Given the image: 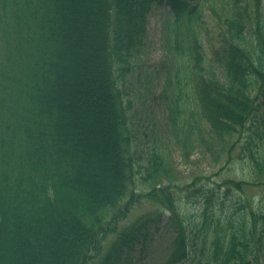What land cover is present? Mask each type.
Returning <instances> with one entry per match:
<instances>
[{"label":"trees","instance_id":"trees-1","mask_svg":"<svg viewBox=\"0 0 264 264\" xmlns=\"http://www.w3.org/2000/svg\"><path fill=\"white\" fill-rule=\"evenodd\" d=\"M87 1L0 0V264H117L129 241L101 255L102 243L140 198L169 211L176 233L170 263L192 256L191 264H258L264 187L256 198L245 187L264 186L263 0H212L210 30L191 0H158L168 7V144L185 161L197 149L215 161L226 156V164L236 155L253 178L197 189L189 196L202 200L200 214L178 210L170 188L159 186L170 179L168 141L155 139L143 163L133 154L126 78L148 0ZM141 72L147 81L157 74L152 66ZM83 118L92 124L81 125ZM137 182L153 186L138 194ZM226 204L227 229L248 223L249 240L221 233L214 214Z\"/></svg>","mask_w":264,"mask_h":264},{"label":"rangeland","instance_id":"rangeland-1","mask_svg":"<svg viewBox=\"0 0 264 264\" xmlns=\"http://www.w3.org/2000/svg\"><path fill=\"white\" fill-rule=\"evenodd\" d=\"M208 1L193 0V3H200L203 9L204 26L210 27L215 23V19L210 16ZM252 3V0H248ZM94 0H88V6L93 5ZM262 18H264V0L262 1ZM86 4V3H85ZM218 4V3H217ZM84 4L80 7L81 16L85 15ZM161 10L155 9L152 5L150 11L145 12L143 25V44L133 60L131 74L126 78L127 98L130 100L129 110L131 137L133 142V151L139 157V162L143 163L146 152L155 143V139L163 138L166 141L165 160L168 164L169 180H164L159 186L169 187L172 194V203L179 208L187 207L194 213L200 214L203 210L202 200L189 196L200 187H219L227 181H249L251 176L247 170H241L240 163L236 155L233 160L226 164V156L214 160L212 155L203 153V150L197 149L188 161L182 159L180 151L168 144L170 141L167 109L164 105L162 94L166 88L164 73L169 67L171 57L162 44L161 34ZM99 20L92 22V33L98 29ZM252 32V31H251ZM249 32H247L248 34ZM250 34V33H249ZM94 37V36H93ZM95 38V37H94ZM98 40H95L93 50L97 52ZM88 39L84 42L87 46ZM1 47V46H0ZM96 65L99 61L95 62ZM100 65V64H99ZM144 66H152L156 69V75L146 80L141 70ZM168 90V88H166ZM102 118L103 116H98ZM83 118L79 123L81 125H91ZM79 123H76L77 125ZM80 126V124H79ZM95 126V125H94ZM220 159V160H219ZM218 161V162H217ZM135 180L139 181L135 176ZM153 184L140 186L138 194L146 193L152 188ZM258 185L246 186L245 193L247 196H257L262 194L257 190ZM162 195L161 192H159ZM129 199V197L127 198ZM163 210L159 204L148 199L140 198L121 218L114 231H111L102 243L101 255L105 254L114 245H118L126 239L129 243L124 245L122 255L117 264H168V258L173 252V240L176 233L169 225L166 211L160 212L158 216L155 211ZM125 211V209H124ZM219 217L221 223H226L231 215L229 209H220L216 207L215 214ZM146 221V222H145ZM249 226V224H248ZM224 228L226 226L224 225ZM246 234L248 231H242ZM99 259H95L91 264H98ZM180 264V263H175ZM181 264H190L188 261ZM264 264V263H260Z\"/></svg>","mask_w":264,"mask_h":264}]
</instances>
